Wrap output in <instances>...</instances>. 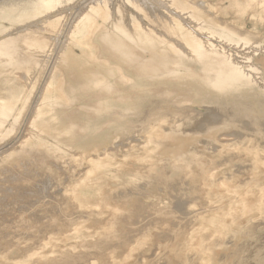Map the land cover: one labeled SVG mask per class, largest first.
I'll use <instances>...</instances> for the list:
<instances>
[{
  "label": "rangeland",
  "instance_id": "1",
  "mask_svg": "<svg viewBox=\"0 0 264 264\" xmlns=\"http://www.w3.org/2000/svg\"><path fill=\"white\" fill-rule=\"evenodd\" d=\"M33 1L0 0V264H264V0Z\"/></svg>",
  "mask_w": 264,
  "mask_h": 264
},
{
  "label": "bare ground",
  "instance_id": "2",
  "mask_svg": "<svg viewBox=\"0 0 264 264\" xmlns=\"http://www.w3.org/2000/svg\"><path fill=\"white\" fill-rule=\"evenodd\" d=\"M55 2H56V0H36V1H33V2H31V4H32V6H33V8H35V9H39V11L40 12H43V11H48V10H50V9H53L54 7H52L54 4H55ZM26 12H28V9L27 10H25ZM89 15V14H88ZM83 17V16H82ZM85 17V16H84ZM80 18H81V15H80ZM88 19V18H87ZM86 19V20H87ZM90 20V19H89ZM89 20H87V21H89ZM90 22V21H89ZM116 27V26H115ZM76 28V27H75ZM117 28V27H116ZM124 28V27H123ZM118 29V28H117ZM181 29V34L183 35V37H184V39L188 42V44H189V46H190V48L193 50V51H197V53H199L200 55H202V53H201V50H203L204 49V40L203 39H201L200 37H198L197 35H196V33L194 32V31H192L190 28H186V27H181L180 28ZM120 30V29H119ZM144 30V29H143ZM73 31V30H72ZM127 31V30H126ZM144 34V38H146V42L151 46V49H152V53H151V58H150V60H148V61H146L145 63H144V66H140L139 67V69H140V71H139V73H137L138 74V76L141 78V74L142 73H148V72H153V71H158V65L159 64H161L162 63V61L160 60V52H159V48H157L158 47V44L160 43V41L158 40L159 38L157 37V36H154V34L153 33H151L150 31L147 33V32H144L143 33ZM129 37V36H128ZM127 37V38H128ZM75 40V39H74ZM34 41H36V40H34ZM161 41H163V40H161ZM78 42V41H77ZM80 42V41H79ZM78 42V43H79ZM83 42V41H82ZM207 42V41H206ZM35 43V42H34ZM82 45V44H81ZM173 48H175L176 46H174L173 44H170ZM211 45V44H210ZM85 46V45H84ZM79 47H81V46H79ZM86 47H87V45H86ZM206 47V46H205ZM118 49L119 50H121L122 51V49H121V47H118ZM177 49V48H176ZM207 48H205V50H206ZM3 50V49H2ZM93 50V49H92ZM204 50V51H205ZM212 50V49H211ZM206 51H209V50H206ZM203 52V51H202ZM206 53V52H205ZM210 54L212 53V52H209ZM209 54V55H210ZM203 55H206V54H204V52H203ZM212 55L214 56V55H218L217 56V58L218 57H221V55H219V54H217V53H212ZM207 56H208V54H207ZM222 56L224 57V55L222 54ZM222 57V58H223ZM12 60V59H11ZM232 70V69H231ZM232 72H234V71H232ZM158 73V72H157ZM157 73H155V74H157ZM124 77H125V75H123ZM10 78V77H9ZM5 79H7V78H5ZM12 79V78H11ZM126 79H128L127 77H126ZM8 80V79H7ZM15 80V79H14ZM134 82L133 83H137L138 81V79H136V78H134ZM2 81H3V79H2ZM10 81V80H9ZM8 83H10V82H8ZM14 83V82H13ZM5 84H6V82H5ZM17 83H15V85H16ZM1 85V84H0ZM10 85V84H9ZM8 86V85H7ZM11 86V85H10ZM14 85H12V87H13ZM15 88H16V86H14ZM15 88H14V90H15ZM19 88H21V87H19ZM19 88L17 87V89L19 90ZM13 89V88H12ZM21 90V89H20ZM14 92V91H13ZM16 92V91H15ZM17 92H19V94H20V91H17ZM15 94V93H14ZM16 95H18V93H16ZM54 95V94H53ZM13 97V96H12ZM1 121V120H0ZM102 172V171H101ZM124 176V175H123ZM83 183V182H82ZM84 189V188H83ZM80 192V191H79ZM81 192H82V188H81ZM85 196V195H84ZM88 197V196H87Z\"/></svg>",
  "mask_w": 264,
  "mask_h": 264
}]
</instances>
